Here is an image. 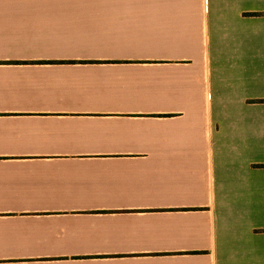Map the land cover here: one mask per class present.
<instances>
[{
  "label": "crops",
  "instance_id": "1",
  "mask_svg": "<svg viewBox=\"0 0 264 264\" xmlns=\"http://www.w3.org/2000/svg\"><path fill=\"white\" fill-rule=\"evenodd\" d=\"M0 264H264V0H0Z\"/></svg>",
  "mask_w": 264,
  "mask_h": 264
}]
</instances>
